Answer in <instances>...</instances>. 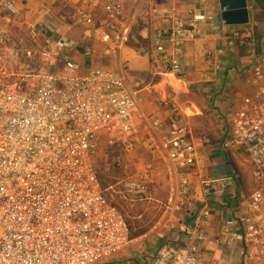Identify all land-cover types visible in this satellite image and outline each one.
<instances>
[{
	"label": "built area",
	"instance_id": "built-area-1",
	"mask_svg": "<svg viewBox=\"0 0 264 264\" xmlns=\"http://www.w3.org/2000/svg\"><path fill=\"white\" fill-rule=\"evenodd\" d=\"M96 7L109 29L94 26ZM123 14L121 0H81L74 9L79 23L101 34V55L114 60L130 37V23H120ZM20 18L17 0H0V264L113 263V256L133 240L113 194L128 202H159L155 230L167 218L166 228L180 224L181 238L160 244L145 264H233L217 257L204 261V253L217 249H234L239 257L234 264H264L263 54L252 58L249 83L254 89L241 98L219 144L222 151L241 156L254 187L246 195L240 192L241 207L210 236L204 230L210 217L205 198L192 224L179 219L192 197L188 171H201L202 155L187 115L174 100L154 97L167 109L166 122L146 113L139 105L145 85L129 79L123 63L83 69L62 54L74 46L64 37L44 36L37 49L26 48L22 38L12 39L11 28ZM161 19L150 56L163 72L179 76L185 45L200 37L206 15L189 10L186 16ZM94 53L93 47L83 49L84 56ZM207 57L215 56L208 52ZM60 60L53 71L36 65ZM101 141L109 151L124 154L141 148L151 163L104 189L93 161ZM111 161L116 169L130 162L115 154ZM159 172L166 186L163 201L155 196ZM200 184L206 196L217 184L220 192L231 193V200L239 198L232 192L239 185L235 171L202 178Z\"/></svg>",
	"mask_w": 264,
	"mask_h": 264
},
{
	"label": "crops",
	"instance_id": "crops-1",
	"mask_svg": "<svg viewBox=\"0 0 264 264\" xmlns=\"http://www.w3.org/2000/svg\"><path fill=\"white\" fill-rule=\"evenodd\" d=\"M121 1L130 27H136L138 33L150 41L155 28L162 24L161 17L164 15L186 16L189 10L206 15V20L200 25V37L185 45L181 75L163 72L150 56L151 46L148 50H136L126 45L120 49L116 60L102 56V44L99 41L101 34L96 33L94 27L79 23L74 17V11L69 12V8L75 9L81 0H17L21 9V20L31 28V33L36 31L40 39L44 36L70 39L74 42V46L62 54L82 64L83 69L90 66L113 69L119 68L120 63H123L129 79H139L143 82L147 78L156 77V82L147 83L148 85L139 91V105L146 113L154 114L166 122L167 109L154 101V97L169 98L167 90L171 88L172 91L180 89L191 94L196 108L193 110L195 113L209 111L219 121L218 132H211L208 136L203 133L194 134L195 145L202 155L201 171L198 173L188 171L192 197L186 204L184 214L179 218L192 224V220L203 206L201 201L205 198L210 217L209 224L204 226V230L213 236L221 229L223 220L234 215L235 210L241 207L240 192L246 195L245 180L239 168L241 156L235 151H222L219 144L223 138V128L227 126L241 98L249 95L254 89L249 83L252 58L259 52L256 51L255 42L251 43L254 39L249 38H254V24L257 23L259 27L264 25V0H246L249 22L244 25H226L220 19L218 0ZM132 39L136 41L134 34ZM243 43L247 44L248 49L241 48ZM259 45L260 51H264V37L261 38ZM87 46L95 50L91 56L83 55V49ZM208 52L214 54V59H208ZM40 65L52 71L60 66L59 61ZM166 75L173 76L179 84L169 82ZM164 81L169 84H165ZM175 98L176 96L172 97L173 100ZM173 103L175 104L174 101ZM234 171L239 175V185L232 192L239 198L231 200L229 196L231 193L220 192L217 184L212 186L213 193L208 196L203 194L200 184L202 178L228 176ZM155 179L156 183L161 182L155 185L156 191L165 190V180L161 172ZM164 197L157 200L163 201ZM154 205L158 209L156 214L159 218L162 208L160 204ZM138 216L140 217L141 214ZM167 220L168 218L166 222ZM154 223L147 230H138L137 232L141 233L132 238L133 246L119 253L120 255L117 254L111 264H145L160 244L173 243L175 239L181 238L179 223L173 222L171 228H166L163 223L158 225L156 230L153 229ZM233 250L230 252V250L217 249L212 253H204L202 257L206 262L212 257H217L225 263L234 264L239 257Z\"/></svg>",
	"mask_w": 264,
	"mask_h": 264
},
{
	"label": "rangeland",
	"instance_id": "rangeland-1",
	"mask_svg": "<svg viewBox=\"0 0 264 264\" xmlns=\"http://www.w3.org/2000/svg\"><path fill=\"white\" fill-rule=\"evenodd\" d=\"M73 11H74L73 7L69 8L70 13H73ZM93 14H94V26L95 27L97 28L102 27L104 29H109V27L106 26L104 23V21L106 20V15L102 12V10L99 7H96L93 9ZM120 21H121L120 23H123V24H126L129 22L126 19L124 14H123V17L120 19ZM119 26H121V24H119L118 27ZM30 29L31 28L27 24H25L20 18L19 23L14 24L11 28L12 39L16 41L18 38H22L24 46L26 48L35 50L40 45L43 37H41V39L38 38L36 35L37 33L36 31L33 34H31ZM251 43H254V41H251ZM259 53L263 54L264 56V51H261ZM47 63L49 62L38 61L36 65L47 64ZM59 64L60 65L62 64L61 60L59 61ZM46 70H50V69H46ZM250 76H252V73L250 74ZM166 77L168 78V80L170 79L169 82H175L179 84L174 79L173 76L166 75ZM156 81H157L156 77L147 78L143 80L142 85H148L147 83H153ZM164 83L169 84L168 82H165V81ZM167 91H168V94L170 95L169 98L176 96V98L174 99L175 105L178 109L180 110L182 109L181 111L183 112V114L187 115V117H184L185 118L184 120L190 126L193 134L203 133L208 136V134H210L211 132H214V133L218 132L220 123L214 118V116L209 111L208 112L198 111L196 113L193 111V110H196V108L194 105V99L193 97H191V94L189 92L181 91L180 89L172 91L171 88L168 89ZM191 102H193V104ZM106 149L107 148H105V142L101 141L99 148L93 154V161L95 163L96 170L98 171V173L101 175V177L104 180H107L108 183H110V181L113 182L115 179H120L127 175L134 174L138 167L147 166L151 163V158L149 154H147V152H145L141 148H138L132 154H124L121 150L117 148L115 152L109 151L108 149L107 150ZM114 154L120 155V157L125 162H127L128 159L130 160V162H128V166L125 169H116L112 167L111 156ZM239 168H240V173L244 177V180H245L246 190L247 191L252 190L254 186H253L252 178L250 175L249 166L243 160L240 159ZM154 180H155V185L161 183V182L156 183V179ZM113 196L115 197L114 194ZM155 196L157 197V199L159 198L162 199L163 196H165V190L157 191ZM116 201L118 205L120 206V208L124 210L125 217L129 224L131 233H135L138 230H147L148 227L152 225L155 222V220L158 218L156 214V211L158 209L154 205V204L159 205L157 201H151L150 203L148 202L136 203L137 205L135 204L134 206L128 205L129 204L128 202L119 200L117 198H116ZM153 208H156V209H153ZM140 214L141 216L137 217V215H140ZM133 244H134V241L130 242L127 245V247L122 250V252L126 250L127 248L130 249L133 246ZM116 256L117 254L114 255L113 257L116 258Z\"/></svg>",
	"mask_w": 264,
	"mask_h": 264
},
{
	"label": "trees",
	"instance_id": "trees-1",
	"mask_svg": "<svg viewBox=\"0 0 264 264\" xmlns=\"http://www.w3.org/2000/svg\"><path fill=\"white\" fill-rule=\"evenodd\" d=\"M132 34H134V36L136 37V41L135 40H133L132 39ZM130 37H129V40L126 42V45H129V46H131V47H133L134 49H143V50H148V49H150V46H151V41H150V39H147V38H144V37H142L139 33H138V30L136 29V27H132V28H130ZM253 37L254 38H252V37H250L249 39L250 40H252V39H254V42H255V44H256V51L257 52H261L260 50V45H259V43H260V41H261V38L262 37H264V25H262L261 27H259V25H257V23L256 24H254V34H253ZM241 48L243 49V48H245V50L246 49H248V46H247V44L246 43H243V44H241ZM242 51H244V50H242ZM113 167V166H112ZM95 168H96V166H95ZM114 168V167H113ZM96 172H97V176H98V178H99V180H100V183H101V185H102V187L105 189V188H107L109 185H112V184H114L116 181H117V179H115L113 182H111L110 181V183H108V181L107 180H104L102 177H101V175L98 173V171L96 170ZM245 189V191H246V193H248V191L246 190V188H244ZM115 195V197L117 198V199H119V200H122V201H125L124 199H121V198H119V196H118V194H114ZM114 196H113V200H112V202L117 206V208L120 210V212L122 213V215L125 217V213H124V210L123 209H121L120 208V206L118 205V203H117V201H116V198H115ZM115 198V199H114ZM125 202H128V201H125ZM129 204L128 205H132V206H134L136 203H132V202H128ZM137 205V204H136ZM125 219H126V217H125ZM126 221H127V219H126ZM129 225V224H128ZM140 231V230H139ZM129 237L130 238H133V237H135V236H137V235H139L140 233L139 232H135V233H131L130 232V228H129Z\"/></svg>",
	"mask_w": 264,
	"mask_h": 264
},
{
	"label": "water",
	"instance_id": "water-1",
	"mask_svg": "<svg viewBox=\"0 0 264 264\" xmlns=\"http://www.w3.org/2000/svg\"><path fill=\"white\" fill-rule=\"evenodd\" d=\"M220 19L226 25H244L249 22L246 0H218Z\"/></svg>",
	"mask_w": 264,
	"mask_h": 264
},
{
	"label": "bare ground",
	"instance_id": "bare-ground-1",
	"mask_svg": "<svg viewBox=\"0 0 264 264\" xmlns=\"http://www.w3.org/2000/svg\"><path fill=\"white\" fill-rule=\"evenodd\" d=\"M170 80V79H169ZM190 114H191V112H190Z\"/></svg>",
	"mask_w": 264,
	"mask_h": 264
}]
</instances>
